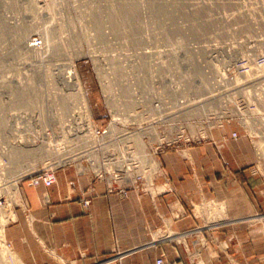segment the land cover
<instances>
[{
	"label": "crops",
	"instance_id": "crops-1",
	"mask_svg": "<svg viewBox=\"0 0 264 264\" xmlns=\"http://www.w3.org/2000/svg\"><path fill=\"white\" fill-rule=\"evenodd\" d=\"M255 161L243 137L220 155L209 145L192 148L187 158L168 151L160 157L168 176L158 181L161 195L129 191L121 198L96 183L88 212L78 201L88 179L60 171L50 188L22 184L24 207L6 238L23 264H97L119 252L127 255L123 264H155L159 257L164 264H264V183L247 168ZM45 192L52 205L43 204ZM211 200L226 219L203 226L208 215L195 208Z\"/></svg>",
	"mask_w": 264,
	"mask_h": 264
},
{
	"label": "rangeland",
	"instance_id": "rangeland-1",
	"mask_svg": "<svg viewBox=\"0 0 264 264\" xmlns=\"http://www.w3.org/2000/svg\"><path fill=\"white\" fill-rule=\"evenodd\" d=\"M122 9L131 10L133 15L124 19L120 15ZM158 11L170 12L169 23L165 22V17H155L154 14ZM251 20H255L260 29H264V0H49L47 3L42 0H0V25L4 22V27H0V33H3L2 36L0 34V103L3 102L0 105V264H14V260L23 264L6 238L8 226L16 221V211L24 206L22 184H30L29 179H24L28 176V158L21 160V165L24 166L22 171L14 173L20 164L17 163L20 160L15 162L16 154L20 148L26 149L16 143V136L28 137V114L32 119L39 118L41 99L36 87H42L45 78L59 76L60 69L68 70L73 64L80 75L91 107L99 115V120H105L100 88L91 63L93 55L127 54L133 56L131 64L135 67L136 58L133 54L139 52L138 48L147 42L146 38L176 35L200 39L221 36L223 31L225 35L222 36H232L235 22L246 27ZM25 26L29 27L28 32L22 35L21 28ZM173 27L177 29L175 34L172 32ZM42 38L46 43L43 49H28V41ZM56 80L51 78L52 84L59 86L60 83ZM28 84L33 85L31 92ZM17 96L24 98V104L14 103ZM213 136L216 141L221 137L217 131L213 132ZM200 145H209L220 155L228 143L220 151L210 143L191 144L187 149L189 151ZM169 151L184 156L181 150ZM163 154L159 156V160ZM223 161L227 167L229 163ZM256 162L257 160L247 166L251 174ZM83 177L88 179V186L78 196L80 204L82 192H86L91 183L87 176ZM256 177L264 183L263 177ZM15 182H18L17 187ZM96 183L101 182H94L93 188ZM95 195L92 196L91 203ZM44 205H52V201ZM89 208L83 210L88 212ZM262 214L263 212H258V216ZM225 219L224 216H215L206 221L202 218L201 223L206 226L214 220L223 222ZM4 248L9 249L8 254L4 252ZM110 257L112 256L97 262L102 264ZM196 261L198 263L197 258Z\"/></svg>",
	"mask_w": 264,
	"mask_h": 264
},
{
	"label": "bare ground",
	"instance_id": "bare-ground-1",
	"mask_svg": "<svg viewBox=\"0 0 264 264\" xmlns=\"http://www.w3.org/2000/svg\"><path fill=\"white\" fill-rule=\"evenodd\" d=\"M42 1L44 3H47L49 0H42ZM120 15H122V17L127 20L133 14L131 13V10L128 11L122 9V11H120ZM154 15L159 19L160 18L163 19L165 17L166 19L164 20L166 23H169L168 19L171 16L170 12L161 13L159 11L157 14ZM3 23H1L0 25L1 28L4 27ZM241 25L242 24H239V22L234 23L232 36H222L225 35V32L223 31L220 33V35L222 34L221 36H216V37L212 36V37H205L200 39H198L199 37L193 39L190 36H176V35L146 38L147 42L138 48L139 52L133 54L136 58L135 67H132L131 64V57L133 56H129L127 54L116 53L115 55H112V53H109V54L93 55L92 63L94 65L95 70L97 71L98 80L100 81L102 87L105 90L104 93L108 97L111 96V99L108 101L110 103L109 106L111 107V109L115 110V112L120 110V107H125L126 114L130 119L144 118L145 120H150L154 117L158 119L164 118V115L160 113L161 107H158V109L155 110L152 107H150V110L149 109L146 110L145 105L146 103H150V99L155 97L156 90L165 91L166 93L170 92V86L165 85L166 76H164L160 82H155L153 79L154 73H158L161 76H163V74H168L170 78L171 74H173L172 72H174L175 69V71L178 72L176 73V82H175L176 88H174L175 98L176 95L179 98L182 97L183 94H186L187 91H189L192 99L193 98L206 99V100L202 99L198 103H195L194 101L191 100V103L190 102L188 103L189 107H191L192 119L196 120L197 118H204L208 114L206 111L211 107L213 108L214 114H218L220 107L222 108V102L217 100V98L213 96V93L217 94L218 92V90H215V84L221 83L218 82V80L220 81L221 75L217 63L221 65V60L222 63L223 62L225 63L228 60L234 61L238 53H240L241 50L246 49L248 50L246 53L252 52L254 54L252 55V57H254V60L251 61L252 67L249 69V73H248L249 78L257 77L259 72H264V64L260 65L257 62H255L256 61L255 58H257L258 55L260 54L264 55V29L261 28L262 29L261 30L255 20L249 21L246 27H244V25L243 26ZM28 28H29L28 26L21 28L22 35L28 32ZM175 30H177L176 27H173L172 32L174 34H175ZM192 32L194 33L195 30H192ZM203 32L206 33L205 30H203ZM22 35L20 37H23ZM224 37H228V38H224ZM237 39H245V40L254 39L257 41L252 43L254 44L252 50L247 48L244 44H236L231 46V48L233 49L232 52L226 53V50H224L223 42H233ZM249 43L251 42H248V44ZM45 44L46 43L44 38H42L40 44H34L32 41H28L26 43L29 50H41L45 47ZM213 44H218V46ZM149 47H153L154 50L157 49V52L155 51L152 53H147L146 49ZM159 48L164 49V51L159 52L158 51ZM214 54H218L219 56L213 62L212 57ZM226 55H229V57H227ZM248 56L249 55L247 54L244 57L248 58ZM170 60L174 61V66L176 68L170 66L171 63ZM71 66L72 67L69 68L68 70L60 69L58 71L59 76H54V77L50 76L45 78V83L42 84V87H36L40 91L39 93L41 99V106L39 110L41 113H39L40 115L39 118L36 117L33 120H30L32 118L28 114L27 138L24 136H16L17 137L16 143H18L19 146H22V148H26L27 150L20 148V151L18 152V154H16L17 158H15V162L20 160V162H17L20 164L18 169L17 168L15 169L14 173L16 172L18 173L22 171L24 166L21 165V160L24 158L26 159L28 158L29 160L28 176H26L27 178L33 175L34 173H36L40 167L42 168V166H44L47 161L49 162L53 161L55 163L57 159L60 158L65 159L67 157V155H64L65 152H69L71 151V149L78 147L81 150L82 149L88 150L89 149L88 146L93 144V143H89L87 138H84V136L80 138L78 137L72 138L63 135V139H58L57 141H55L54 139L58 135V133L56 131V128H54L53 126V122L56 124L57 123L61 124L60 120L66 118V116L68 117L76 116L74 111L76 108H78L76 107V103L79 102V100L81 102L80 97L83 98V95H85L81 88L82 82L80 76L78 75V71L75 68V66H73V64H71ZM171 68L173 69L171 70ZM179 69L181 70V73L179 72ZM142 73L147 74L146 80H143V78L138 79V76H140V74ZM51 78L57 79L56 81L60 83V85L59 86L53 85ZM169 78L167 79L166 82L170 84L171 81ZM47 79L49 80L47 81ZM235 80L239 81V77L237 75L235 76ZM223 81L225 80H222L224 86H231L230 84L224 83ZM260 82L259 80H257L258 83L257 89H249L243 92L247 100V103L244 108L240 110L238 109L235 110L234 108L235 111L232 108L230 111L231 114H233L234 116L241 117L244 123H246L247 129L252 134L255 135L264 134V79L261 80ZM179 83L183 84L182 88L179 87ZM186 83H188V86H186ZM156 84H159L160 86H157ZM142 85H144V89L146 92L145 94L144 92L143 94H141L142 96L144 95L143 100L145 98V100L141 104L140 96L138 95L137 92H132L131 88H136V87L139 88L142 87ZM115 87L125 88L122 90L121 94H119V96L124 95V100H125L124 103L121 102L120 98L114 99L116 94L115 92L111 91L112 92L111 94L114 95L113 96L114 98H112V95H110V91L108 90H111V88L114 89ZM32 89H33V85L28 84L29 92H31ZM28 99H30V97ZM23 100H24L23 97L17 96L14 98V103L15 102L21 103ZM28 102L32 103L30 101ZM228 103H229L228 106H234L238 104V102L234 101V98L230 99ZM1 104H3L2 101L0 105ZM85 108H87V104H85L84 109ZM220 113H222V111H220L219 114ZM147 115L149 116L148 118ZM257 115H260L261 117L257 118ZM51 116L54 117L53 120ZM130 119L125 120L124 122H116V125L118 124L127 125ZM169 126L171 125L169 124ZM66 127L67 125L63 123V128L65 132L66 131L71 132L70 127L67 128ZM112 130L114 133L117 134L121 133L120 131H118L119 129L113 128V126H112ZM192 130H194V127H192ZM156 131H157L156 128H150V129L146 128L142 130L144 135H149V136H152L153 133H156ZM140 137H141L140 132L137 134L135 133L134 135L129 136L127 141L129 142V144L130 143L133 144L132 153L136 154L137 152L139 155L142 156L141 159L143 163H148V159L144 154H142V151L145 148V146L144 144H142ZM261 137H259L258 140L260 141L259 146L263 151L261 152L262 157H264V140H261L262 139ZM112 146L116 147L119 151H122L124 149L123 143H119L117 145H112ZM52 156H55V159H52ZM187 156H188V152H185V157ZM36 158H39L37 160L39 161V163L37 164H36L37 161H34V159ZM91 160L94 161V166H98L101 163V161L95 157L94 159ZM26 178L24 177V179ZM17 183L18 182L14 183L16 187H17ZM221 210L222 209H219V207L215 204H209L208 207L207 205H205L203 208V211L206 212V215H208L212 219H214L215 216H220ZM1 236L2 235H0V237ZM4 252L6 253L9 252V249H7ZM14 264H20V263L18 260H14Z\"/></svg>",
	"mask_w": 264,
	"mask_h": 264
},
{
	"label": "built area",
	"instance_id": "built-area-1",
	"mask_svg": "<svg viewBox=\"0 0 264 264\" xmlns=\"http://www.w3.org/2000/svg\"><path fill=\"white\" fill-rule=\"evenodd\" d=\"M41 41V39L32 40L34 44H40ZM256 41L257 40L254 39H237L233 42H223V46L226 53L232 52L233 49L231 46L236 44H244L247 48L252 50V47L254 46L252 43ZM248 42L251 43L248 44ZM213 45L218 46V44ZM155 51L157 52V49L154 50L153 47L146 49L147 53ZM158 51L161 52L164 51V49L159 48ZM247 51L248 50L246 49L241 50L234 61L228 60L227 62L222 63L221 60V65L217 63L221 75L220 81L218 80V82L221 83L215 84V90H218V92L217 94L213 93V96L222 102V108L220 107L219 109V112L222 111V113L219 114L218 112V114H214L213 108L211 107L206 111L208 114L204 118H197L196 120L192 119V111L188 103H191V100L198 103L200 100L206 99H192L189 91L179 98L176 95V98H178L176 99L174 97V88H176V73L178 72H176L175 69L170 78L168 74H163V76H161L158 73H154L153 79L155 82H160L164 76H166V81L168 78L170 79V84L165 81V85L170 86V92L166 93L165 91L156 90L155 97L150 99V103H146L145 105L146 110H150V107L154 110L161 107L160 113L164 115V118L158 119L154 117L150 120H145L144 118L130 119L126 114L125 107H120V110L117 112L111 109L109 106L110 103L108 102L111 99V96L108 97L104 93L105 90L98 80L97 71L91 61L94 75L100 88V99L106 115L105 120H99V115L94 112V109L91 107L82 85L81 88L85 95H83V98L80 97L81 102L79 100V102L76 103V107H78L74 110L76 116H66V118L60 120L61 124L53 122V126L56 128L58 133V135L54 138L55 141L63 139V135L72 138H80L84 136V138H87L89 143L93 144L88 146V150H81L79 147L73 148L71 151L64 153V155H67L65 159H57L55 163L53 161H47L42 168L40 167L36 173L27 177L25 180L29 179L30 185L32 186L42 185L45 188H50L56 182L57 172L66 169H74L79 176H87L92 183H90L89 189L86 192H82L80 196V202L82 207L85 209L89 208L91 198L96 194L95 189L93 188L94 182H103L106 186L108 194L115 193L121 198H126L130 190H133L138 195H148L151 198H155L163 193L159 187L158 181L163 180L165 183L168 182V176L165 174L164 168L159 160V156L161 154L171 149H176L181 150V153L185 157V152H188V146L200 143H210L217 149V151H220L229 141H236L240 137L247 139L257 160L255 167L252 170V174L254 176H261L264 179V157H262L261 152L263 151L259 146L260 141L258 140L261 136V140H264V134H252L247 129L246 123H244L242 118L234 116L230 112L232 108L233 110L234 108L235 110L244 108L247 100L243 92L249 89H257V80L260 82L264 79V72H259L257 77L249 78L248 73L249 69L252 67L251 61L254 60V57H252L254 54L252 52L246 53ZM247 54L249 55L248 58L244 57ZM218 56V54H214L212 61L214 62ZM226 56L229 57V55ZM255 60L258 64L263 65L264 55H258ZM170 62V66L176 68L174 66V61L170 60ZM173 68H171V70ZM179 72L181 73L180 69ZM236 75L239 77V81L235 80ZM142 78L143 80H146L147 74L142 73L138 76V79ZM222 80H225L223 82L230 84L231 86H224ZM156 85L160 86L159 84ZM186 86H188V83H186ZM179 87L182 88L183 84L179 83ZM123 89L125 88L115 87L114 89L111 88V90L108 91H110V95H112V92H115V98L113 97L114 95H112V98H120L121 102L124 103V95L119 96ZM131 90L132 92L138 93L142 104L145 98L143 100L144 95L142 96L141 94H143V92L145 94L146 92L144 85L139 88H131ZM233 98L235 102H238V104H233L235 107L228 106V102ZM85 104H87V108L84 109ZM94 106L97 107V105ZM148 117L149 116L147 115V118ZM259 117L261 116L257 115V118ZM51 118L52 120L54 119L52 116ZM128 119L130 120L127 125H116V122H124ZM63 123H65L67 127H70L71 132H65ZM169 124L171 126H169ZM112 126L113 128L119 129L118 131L121 133H114ZM192 127H194V130H192ZM146 128H156L157 131L156 133H153L152 136L144 135L142 130ZM215 131H217L221 136L217 141L213 136V132ZM139 132L142 144L145 146L142 154L146 156L148 163H143L141 159L142 156L137 152L136 154L132 153L133 144H129L127 141L129 136ZM119 143H123L124 145V149L122 151H119L116 147L112 146ZM94 157L101 161L98 166H94V161L91 160L94 159ZM52 159H55V156H52ZM225 165L227 166L228 164L225 163ZM260 193L264 195V189ZM42 200L44 204L50 203L47 193L42 195ZM209 204H215L219 207V209H222L217 202L211 200L201 201L196 206L195 211L197 214L203 215L206 213L203 211L204 206L207 205L208 207ZM126 256L127 255H122V253L119 252L115 254V256L103 261L102 264H123V260ZM155 264H164L163 258H157L155 260Z\"/></svg>",
	"mask_w": 264,
	"mask_h": 264
}]
</instances>
